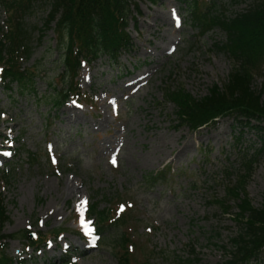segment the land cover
<instances>
[{
  "label": "rangeland",
  "instance_id": "rangeland-1",
  "mask_svg": "<svg viewBox=\"0 0 264 264\" xmlns=\"http://www.w3.org/2000/svg\"><path fill=\"white\" fill-rule=\"evenodd\" d=\"M256 1L198 0L197 5L201 12L231 15ZM49 8V0H33L24 16L31 53L20 64L34 74L32 82L22 94L0 83V149L11 148L4 138L14 142L12 152L8 149L12 157L0 164V176L10 175L0 180L9 215L3 231L11 235L6 252L19 264L20 259L57 263L67 248L76 264H119L114 242L122 230L110 228L106 242L84 250L91 245L78 234L77 204L97 200L98 209L108 207L112 217L119 202L130 201L123 231L131 264H182L179 259L191 257V251L200 259L195 264L221 262L239 231L228 187L244 178L250 203L264 205V133L232 117L192 131L177 124L174 104L164 95L181 86L201 97L211 84L226 81L234 63L214 45L224 40L223 31L216 27L201 34L184 0H131L132 48L114 60L102 55L82 64L81 95L57 106L60 52L52 29L39 36ZM6 14L0 5L4 30ZM252 72L264 103V62ZM73 112L78 120L69 118ZM216 130L219 140L210 136ZM248 159L254 160L250 167ZM155 170L163 176L147 179ZM65 182L75 186L71 196L59 195ZM27 230L50 240L27 247ZM58 231V238L51 234ZM250 264H264V253Z\"/></svg>",
  "mask_w": 264,
  "mask_h": 264
},
{
  "label": "trees",
  "instance_id": "trees-1",
  "mask_svg": "<svg viewBox=\"0 0 264 264\" xmlns=\"http://www.w3.org/2000/svg\"><path fill=\"white\" fill-rule=\"evenodd\" d=\"M184 1L191 11L193 24L201 34L216 27L223 31L224 40L216 41L214 45L232 59L234 67L222 85L211 84L201 97L193 96L181 86L167 89L164 97L174 104L177 124L195 131L215 123L217 118L228 116L241 126L254 127L264 133L259 125L264 124V103L259 100L260 91L253 86L252 72L264 62V0H257L231 15L201 12L197 0ZM32 3L33 0H0V5L7 11L6 29L0 26V83L11 93L16 91L22 94L34 77L28 68L20 64V59L31 53V31L24 16L31 11ZM130 5L131 0H49L50 8L42 21L39 36L42 37L45 30L52 29L60 52L62 85L54 91L58 93L53 100L55 105H62L71 94L78 95L76 76L82 61L91 62L102 55L114 60L123 51L132 48V39L127 30L132 14ZM133 6L138 12L136 2H133ZM31 29L35 30L36 27ZM13 86L16 88L13 89ZM29 158L32 159L33 154H29ZM252 161L248 159L245 162L247 167ZM163 174L155 170L147 175V179L157 181ZM229 175L227 173V177ZM3 177L7 180L9 175L5 173ZM243 183L244 178L227 189L231 197L229 202L236 204L237 210L232 215L239 224V231L231 238L229 254L217 264H250L264 253V205L258 207L250 203ZM227 208L231 209V206ZM230 209L224 212L229 214ZM109 210L108 207L98 209L97 200L91 202L88 210V214L96 220V228L103 242L107 241L110 228L122 230L130 218L129 209L115 217H110ZM8 219L0 191V264H19L18 259L6 252L7 239L11 235L4 233L3 228ZM25 232L24 239L29 246L37 248L46 241L42 233L32 238L28 231ZM53 233L56 235L58 232ZM128 241L125 233L120 231L114 242L116 249H119L115 252L119 264H130V253L126 247ZM194 253L191 251V257L179 261L182 264L197 263L200 259ZM68 262L63 256L59 263L53 264Z\"/></svg>",
  "mask_w": 264,
  "mask_h": 264
},
{
  "label": "bare ground",
  "instance_id": "bare-ground-1",
  "mask_svg": "<svg viewBox=\"0 0 264 264\" xmlns=\"http://www.w3.org/2000/svg\"><path fill=\"white\" fill-rule=\"evenodd\" d=\"M69 116H70L69 118L72 119V120H78L79 119V113H77V112L70 113ZM220 133L221 132L216 130V131L212 132V135H210V136H212V137H214V138L219 140ZM74 191H75V186L73 184L65 182L63 187H62V191L60 192L59 195H64V193H66L67 196H71L74 193ZM46 211H45V213L47 214Z\"/></svg>",
  "mask_w": 264,
  "mask_h": 264
},
{
  "label": "snow or ice",
  "instance_id": "snow-or-ice-1",
  "mask_svg": "<svg viewBox=\"0 0 264 264\" xmlns=\"http://www.w3.org/2000/svg\"><path fill=\"white\" fill-rule=\"evenodd\" d=\"M113 162H115V160ZM86 228H87V226H86ZM87 231H89V233H90L91 232V229H87Z\"/></svg>",
  "mask_w": 264,
  "mask_h": 264
}]
</instances>
